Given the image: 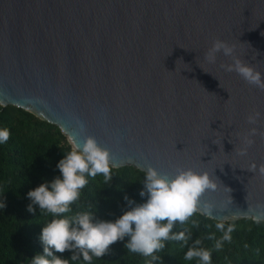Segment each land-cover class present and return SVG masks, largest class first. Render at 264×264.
I'll list each match as a JSON object with an SVG mask.
<instances>
[{
  "label": "water",
  "instance_id": "water-1",
  "mask_svg": "<svg viewBox=\"0 0 264 264\" xmlns=\"http://www.w3.org/2000/svg\"><path fill=\"white\" fill-rule=\"evenodd\" d=\"M217 38L264 77V0H0V106L70 146L95 137L115 169L207 173L213 217L197 213L251 219L264 204V91L225 72L229 57L204 59Z\"/></svg>",
  "mask_w": 264,
  "mask_h": 264
},
{
  "label": "clouds",
  "instance_id": "clouds-1",
  "mask_svg": "<svg viewBox=\"0 0 264 264\" xmlns=\"http://www.w3.org/2000/svg\"><path fill=\"white\" fill-rule=\"evenodd\" d=\"M218 54L231 59V63L220 64L225 72H235L247 84L264 91V77L256 68L236 55L234 44L218 38L214 39L211 47L205 52L204 59L208 63L215 64ZM260 115L259 112L250 114L247 122L251 125L256 124ZM78 123L83 131V124ZM256 134L257 129L252 128L248 136ZM259 134L264 136V133ZM9 135L7 129L0 130V143L6 142ZM248 136H245L244 142L245 145L251 146L254 141ZM69 140L71 150L64 154L63 159L56 165L61 175L27 193L32 201L27 209L29 212L35 211L32 205H38L40 210L50 213L53 217H60L68 213L71 210L70 206L79 199L80 190L88 183L86 176L103 175L106 181L112 179L111 153L107 148L101 147L95 137L86 136L83 143H76L71 137ZM246 151L245 147L239 151V154L245 155ZM249 170L255 171L256 165L252 164ZM259 172L264 175V165H260ZM143 184L144 188L139 195L147 196L146 201L135 204L125 196L129 210L114 222L95 220L94 215L88 212L77 213L70 219H52L42 228L40 234L43 254H36L31 259L32 264H69L68 260L54 255L66 251L72 252V261H77L82 256L83 260L90 264L93 256L103 257L113 244L123 241L125 237L128 240L124 247L129 252L157 260L158 257L154 253L163 250L165 242L182 241L187 245L191 239V233L187 229L178 234L173 233L174 225L187 223L197 212L213 217L214 205L201 201L205 191L216 189L215 183L210 180L207 173L177 168L174 175H169L149 165ZM2 206L4 207V204ZM257 208L261 211L253 214V209L248 208L243 215L256 223L264 221V204L257 205ZM235 218L233 216V219ZM192 224L194 227L197 226L196 221H192ZM215 227L222 233V236L215 241V249L220 250L225 241H231L234 228L229 225L225 230L223 220L216 223ZM200 245L201 240L196 239L192 246L188 247L184 259L191 261L196 258L199 264H211V252Z\"/></svg>",
  "mask_w": 264,
  "mask_h": 264
},
{
  "label": "trees",
  "instance_id": "trees-1",
  "mask_svg": "<svg viewBox=\"0 0 264 264\" xmlns=\"http://www.w3.org/2000/svg\"><path fill=\"white\" fill-rule=\"evenodd\" d=\"M3 129L10 135L6 142L0 143V264H32L36 254H43L42 228L54 218L70 219L77 213L88 212L95 220L114 222L129 210L125 196L135 204L147 199L139 195L146 173L125 166L111 168L109 181L103 175L86 176L88 183L80 190L79 199L60 217L40 210L38 205H32L35 211L29 212L32 201L27 193L61 175L56 165L71 146L58 127L13 106H0V130ZM216 223L198 213L183 225L177 223L172 232L178 234L187 229L191 239L187 245L182 241L165 242V248L154 253L157 260L129 252L124 247L128 240L125 237L103 257L93 256L90 264H199L196 258L184 259L196 239L201 240L200 247L211 252V264H264V223L251 219L224 222L225 230L231 225L234 231L231 241H225L220 250L215 249V241L222 236ZM54 255L68 260L69 264H88L82 256L72 261L70 251Z\"/></svg>",
  "mask_w": 264,
  "mask_h": 264
}]
</instances>
